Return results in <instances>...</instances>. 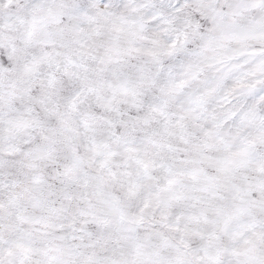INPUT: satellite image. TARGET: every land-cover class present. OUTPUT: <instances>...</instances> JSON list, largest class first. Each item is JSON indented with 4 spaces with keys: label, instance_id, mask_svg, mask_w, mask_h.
Here are the masks:
<instances>
[{
    "label": "snow or ice",
    "instance_id": "obj_1",
    "mask_svg": "<svg viewBox=\"0 0 264 264\" xmlns=\"http://www.w3.org/2000/svg\"><path fill=\"white\" fill-rule=\"evenodd\" d=\"M0 264H264V0H0Z\"/></svg>",
    "mask_w": 264,
    "mask_h": 264
}]
</instances>
